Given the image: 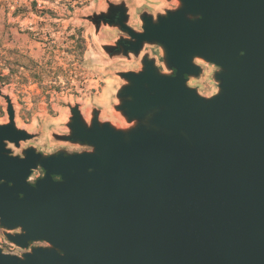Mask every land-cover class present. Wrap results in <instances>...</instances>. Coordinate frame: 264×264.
Masks as SVG:
<instances>
[{"label": "water", "instance_id": "95a60500", "mask_svg": "<svg viewBox=\"0 0 264 264\" xmlns=\"http://www.w3.org/2000/svg\"><path fill=\"white\" fill-rule=\"evenodd\" d=\"M177 1L142 11L141 30L124 2L88 16L125 34L108 54L141 62L117 72L114 108L130 126L100 121L97 108L86 122L70 106L69 133L56 137L90 150L11 154L7 142L34 134L4 95L0 228L22 252L0 247V264H264V0ZM196 59L216 67L210 96L188 84L203 72Z\"/></svg>", "mask_w": 264, "mask_h": 264}, {"label": "rangeland", "instance_id": "374dc122", "mask_svg": "<svg viewBox=\"0 0 264 264\" xmlns=\"http://www.w3.org/2000/svg\"><path fill=\"white\" fill-rule=\"evenodd\" d=\"M120 2L126 4L128 25L135 30H141L142 11L155 15L178 5L177 0H0V124L8 121L4 99L8 95L16 126L34 134L21 142L20 149L10 145L13 153L30 146L46 154L90 150L56 137L69 133L70 106L75 104L86 122L97 108L100 121L119 128L131 125L114 108L117 90L125 83L117 72L139 70L140 57L108 54L102 46L125 34L107 24L96 30L88 18L105 12L108 3ZM144 52L155 58L160 71H169L158 45L147 44ZM196 63L203 72L188 84L210 96L217 92L212 79L216 67L201 59ZM41 174L37 169L29 180Z\"/></svg>", "mask_w": 264, "mask_h": 264}, {"label": "built area", "instance_id": "2783aa9c", "mask_svg": "<svg viewBox=\"0 0 264 264\" xmlns=\"http://www.w3.org/2000/svg\"><path fill=\"white\" fill-rule=\"evenodd\" d=\"M1 230V228H0ZM1 236L2 240L0 239V247L2 248L3 251L9 252V253H15L18 254L19 251L22 252V249L16 246L14 243L8 241L6 237L3 235L2 230H1ZM14 249H18L19 251H15Z\"/></svg>", "mask_w": 264, "mask_h": 264}, {"label": "flooded vegetation", "instance_id": "af4514ba", "mask_svg": "<svg viewBox=\"0 0 264 264\" xmlns=\"http://www.w3.org/2000/svg\"><path fill=\"white\" fill-rule=\"evenodd\" d=\"M21 142H22V141H20L19 146H15L13 143L7 142V145H6V146H7L8 148H10V145H13L15 148H19V149H20V148H21V145H20ZM10 149H11V148H10ZM11 151H12V149H11ZM11 154L19 155V156H23V155H24V154L22 153V151H21V153H19V154H17V153H13V152H12ZM37 169H40L41 172H42V174H43V170H42L41 168L38 167ZM37 169H35V170H37ZM35 170H33V171H35ZM33 171H32V172H33ZM42 174H41V175H42ZM41 175H37V177H39V176H41ZM37 177H36V178H37ZM14 232H19V229H16ZM31 245H41V242H33V243H31Z\"/></svg>", "mask_w": 264, "mask_h": 264}]
</instances>
